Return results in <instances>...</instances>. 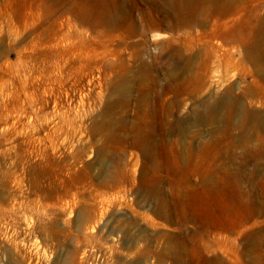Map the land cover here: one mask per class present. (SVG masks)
<instances>
[{
    "label": "rangeland",
    "instance_id": "obj_1",
    "mask_svg": "<svg viewBox=\"0 0 264 264\" xmlns=\"http://www.w3.org/2000/svg\"><path fill=\"white\" fill-rule=\"evenodd\" d=\"M0 264H264V0H0Z\"/></svg>",
    "mask_w": 264,
    "mask_h": 264
}]
</instances>
